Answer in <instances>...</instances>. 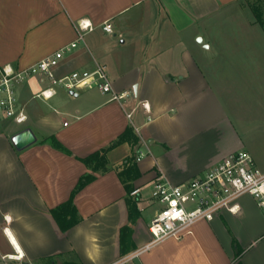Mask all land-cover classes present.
I'll return each instance as SVG.
<instances>
[{
	"label": "crops",
	"instance_id": "0c3cea01",
	"mask_svg": "<svg viewBox=\"0 0 264 264\" xmlns=\"http://www.w3.org/2000/svg\"><path fill=\"white\" fill-rule=\"evenodd\" d=\"M81 19L95 27L83 40ZM71 44L58 77L103 65L117 92L150 104L152 120L140 108L136 133L132 107L97 89L57 88L44 101L42 77L19 84L28 120L0 133V257L18 248L29 264H264V212L251 196L145 249L159 206L143 193L239 152L264 171V0H0V67L25 70ZM28 128L37 141L18 151L11 138ZM128 130L139 142L110 148ZM96 153L106 171L85 161ZM70 201L78 222L62 230L52 211Z\"/></svg>",
	"mask_w": 264,
	"mask_h": 264
},
{
	"label": "built area",
	"instance_id": "2783aa9c",
	"mask_svg": "<svg viewBox=\"0 0 264 264\" xmlns=\"http://www.w3.org/2000/svg\"><path fill=\"white\" fill-rule=\"evenodd\" d=\"M77 27L80 40L95 29L87 19L79 20ZM103 31L113 34L112 24L106 22ZM74 47L76 44H71L25 70H16L11 65L0 67V133L13 124L22 126L27 122L28 115L19 100L17 86L33 77H42L49 82V86L37 95L44 101L51 100L57 94V88L69 93L80 89H97L102 95L108 96L111 102L132 107L127 118L136 133H140V130L133 118L140 108L149 115L148 122L152 120L150 104L144 101L134 103L133 92H117L103 65L92 72H73L58 77L56 69L64 54ZM139 193L137 189L131 195ZM244 196L254 198L264 212V171L247 152L231 155L204 174L180 185H172L158 178L153 184L152 198L159 207L149 225L152 241L145 249L169 239L181 240L192 234V228L198 222H211L221 211L236 213L237 202ZM1 260L5 264H26L25 256L18 248Z\"/></svg>",
	"mask_w": 264,
	"mask_h": 264
},
{
	"label": "trees",
	"instance_id": "16d2710c",
	"mask_svg": "<svg viewBox=\"0 0 264 264\" xmlns=\"http://www.w3.org/2000/svg\"><path fill=\"white\" fill-rule=\"evenodd\" d=\"M125 141H132V143L134 145L139 142L138 138L136 136L135 137L133 136L132 131L128 130L117 142H115L112 146H110V148H113L116 145H119L120 143H123ZM105 151H107V150H104V152ZM85 161L88 164L95 162L96 166H101L102 170H104V171L107 170L105 161H104L103 157H101L100 153H96V154L92 155L91 157H89ZM135 174H136V167L135 166H133V168L129 169V171L126 173V175L130 179H134ZM91 179L92 178L89 175L82 178L80 180L76 190L74 191L73 196H75V194L78 191H80L88 182H90ZM127 189H128L129 195L131 196V194L133 192L131 186L127 185ZM131 208H132V211L136 210V203L135 202L132 203ZM52 215L57 220V222L60 225L62 230H68V229L72 228L78 222L77 214L74 210V207L72 206V201H70V202L58 207L57 209L53 210ZM125 230H127V229H124V231ZM48 264H57V263H53V261L51 260ZM67 264H75V263H67Z\"/></svg>",
	"mask_w": 264,
	"mask_h": 264
},
{
	"label": "water",
	"instance_id": "95a60500",
	"mask_svg": "<svg viewBox=\"0 0 264 264\" xmlns=\"http://www.w3.org/2000/svg\"><path fill=\"white\" fill-rule=\"evenodd\" d=\"M37 141L36 135L32 131V129L28 128L25 129L11 138V142L13 146L16 148L18 151H23L26 148L32 146L35 144ZM29 264V263H26Z\"/></svg>",
	"mask_w": 264,
	"mask_h": 264
},
{
	"label": "rangeland",
	"instance_id": "374dc122",
	"mask_svg": "<svg viewBox=\"0 0 264 264\" xmlns=\"http://www.w3.org/2000/svg\"><path fill=\"white\" fill-rule=\"evenodd\" d=\"M46 82H48L47 80H46ZM45 82V83H46ZM134 94V93H133ZM10 127H13V128H15V127H18V126H16V125H11ZM152 188L151 187H147V188H144V195L145 196H147L148 197V200H150L151 199V197H152ZM152 199L149 201L150 202V205H152V211H154L155 210V206H153V205H156L155 203H153L154 201H152ZM157 206V205H156ZM4 251H6L7 253H12L13 251L11 250V249H6V250H4ZM0 264H5L2 260H1V257H0Z\"/></svg>",
	"mask_w": 264,
	"mask_h": 264
},
{
	"label": "snow or ice",
	"instance_id": "6c2138e0",
	"mask_svg": "<svg viewBox=\"0 0 264 264\" xmlns=\"http://www.w3.org/2000/svg\"><path fill=\"white\" fill-rule=\"evenodd\" d=\"M85 26H87V22H85Z\"/></svg>",
	"mask_w": 264,
	"mask_h": 264
}]
</instances>
